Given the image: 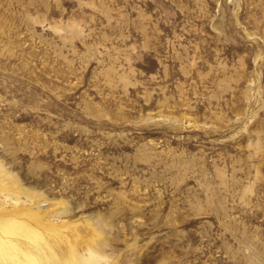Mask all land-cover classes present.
Segmentation results:
<instances>
[{
  "label": "rangeland",
  "instance_id": "obj_1",
  "mask_svg": "<svg viewBox=\"0 0 264 264\" xmlns=\"http://www.w3.org/2000/svg\"><path fill=\"white\" fill-rule=\"evenodd\" d=\"M8 214L63 243L0 264H264V0H0Z\"/></svg>",
  "mask_w": 264,
  "mask_h": 264
},
{
  "label": "bare ground",
  "instance_id": "obj_2",
  "mask_svg": "<svg viewBox=\"0 0 264 264\" xmlns=\"http://www.w3.org/2000/svg\"><path fill=\"white\" fill-rule=\"evenodd\" d=\"M28 212V211H27ZM13 216H16V215H13ZM13 216L11 215V214H8V215H3L2 217H0V224L1 223H8V222H11V221H14L13 220ZM3 233H6V232H3ZM54 237V236H53ZM46 238V239H44L43 241H41L40 243H39V245L37 246H35V245H32V244H28V243H25V242H22L21 244H18V245H20L19 247H17V248H14V247H11L12 245L11 244H13V243H11V242H9V243H7L8 242V239H11V237H9L8 235H0V250L2 249H5V250H9V251H12V253H13V251H17V250H20V251H22V253H25V254H27L28 256L29 255H37V256H40V255H43L44 256V254L45 255H47L46 253H45V250H46V248H45V245H46V247H47V245H49L48 246V248H50V246H56L57 244H60L61 245V243H63V242H61L60 240H57V241H53L54 240V238ZM57 238V237H56ZM58 239V238H57ZM54 242V243H53ZM57 243V244H56ZM21 245H22V248H23V246H25L24 248L25 249H23V250H21ZM52 248H54V247H52ZM51 248V249H52ZM49 250V249H48ZM47 250V251H48ZM57 250V249H56ZM46 251V252H47ZM53 251H54V249H53ZM66 251V250H65ZM18 253V252H17ZM11 254V253H10ZM60 254H62V253H60ZM22 255V254H21ZM10 256H12V255H9V257ZM8 257V258H9ZM48 257V256H47ZM0 258L2 259V257H1V255H0ZM46 259V258H45ZM3 260V259H2ZM47 261V260H46ZM48 262V261H47ZM7 263V262H6ZM49 264V263H48Z\"/></svg>",
  "mask_w": 264,
  "mask_h": 264
},
{
  "label": "clouds",
  "instance_id": "obj_3",
  "mask_svg": "<svg viewBox=\"0 0 264 264\" xmlns=\"http://www.w3.org/2000/svg\"><path fill=\"white\" fill-rule=\"evenodd\" d=\"M104 264H111V261H110V260H106V261L104 262Z\"/></svg>",
  "mask_w": 264,
  "mask_h": 264
}]
</instances>
